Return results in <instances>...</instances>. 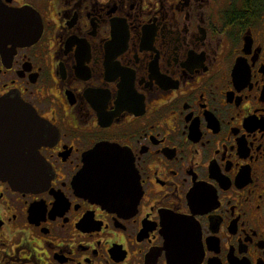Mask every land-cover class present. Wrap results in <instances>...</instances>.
<instances>
[{
	"label": "flooded vegetation",
	"instance_id": "af4514ba",
	"mask_svg": "<svg viewBox=\"0 0 264 264\" xmlns=\"http://www.w3.org/2000/svg\"><path fill=\"white\" fill-rule=\"evenodd\" d=\"M2 101L0 264H264V0H0Z\"/></svg>",
	"mask_w": 264,
	"mask_h": 264
},
{
	"label": "water",
	"instance_id": "95a60500",
	"mask_svg": "<svg viewBox=\"0 0 264 264\" xmlns=\"http://www.w3.org/2000/svg\"><path fill=\"white\" fill-rule=\"evenodd\" d=\"M22 14L17 13H10L11 21H14L17 17V22L20 21L21 27H24L23 19L21 18ZM21 110H25L24 107H21ZM1 111L9 112L10 114L6 115H0V119H24V115H15L14 108L12 105H9L8 102L2 101L0 102V113ZM37 126V133L40 132L39 127V121L36 122ZM35 127V125L33 126ZM119 156V151L116 150V148H112L108 145H104L100 148H97L96 150H93L90 152V154L86 158V162L88 164L85 165V169L81 173V177L84 175L86 180L89 182L90 187L89 190H91L92 194L97 196V194H102L100 191H108L110 190L111 180L107 179L105 174H109V170L111 166L113 165L112 159H117ZM96 161H99V163H95ZM41 169L40 165H37L36 167V176L35 174L31 179H20L18 176V172L14 169L13 165L11 164H0V175L5 180H8L14 187L17 188H29L30 186H34L36 182H38V175L39 170ZM34 172V170H33ZM31 182V183H30Z\"/></svg>",
	"mask_w": 264,
	"mask_h": 264
}]
</instances>
